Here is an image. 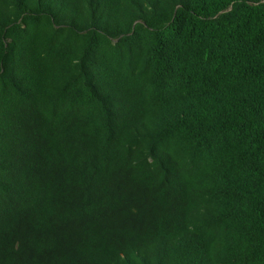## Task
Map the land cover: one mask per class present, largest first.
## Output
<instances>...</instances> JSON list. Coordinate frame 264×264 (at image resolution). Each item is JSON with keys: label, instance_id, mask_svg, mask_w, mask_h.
Masks as SVG:
<instances>
[{"label": "trees", "instance_id": "16d2710c", "mask_svg": "<svg viewBox=\"0 0 264 264\" xmlns=\"http://www.w3.org/2000/svg\"><path fill=\"white\" fill-rule=\"evenodd\" d=\"M0 264H264V0H0Z\"/></svg>", "mask_w": 264, "mask_h": 264}]
</instances>
